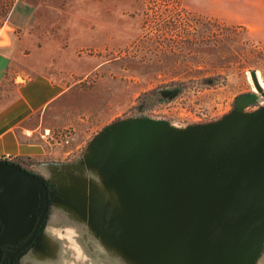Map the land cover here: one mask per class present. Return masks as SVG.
<instances>
[{"label": "rangeland", "instance_id": "374dc122", "mask_svg": "<svg viewBox=\"0 0 264 264\" xmlns=\"http://www.w3.org/2000/svg\"><path fill=\"white\" fill-rule=\"evenodd\" d=\"M16 1L10 73L73 91L41 164L13 159L48 198L14 264H264V0Z\"/></svg>", "mask_w": 264, "mask_h": 264}, {"label": "crops", "instance_id": "0c3cea01", "mask_svg": "<svg viewBox=\"0 0 264 264\" xmlns=\"http://www.w3.org/2000/svg\"><path fill=\"white\" fill-rule=\"evenodd\" d=\"M30 12L29 6L16 1L3 28L22 29ZM10 48L9 44H0V159H17L31 167L41 164L47 153V136L52 128L66 121L68 114L57 115L73 88L44 72H33L17 81L18 73L9 70L13 62Z\"/></svg>", "mask_w": 264, "mask_h": 264}, {"label": "water", "instance_id": "95a60500", "mask_svg": "<svg viewBox=\"0 0 264 264\" xmlns=\"http://www.w3.org/2000/svg\"><path fill=\"white\" fill-rule=\"evenodd\" d=\"M40 194L39 205L35 206L36 197ZM47 206V191L37 174L12 162L0 160V219L3 224L0 243H13L26 230V223H29V228L32 227L26 242L29 241L41 224ZM33 210L37 213L35 223L30 222L33 217L29 216ZM17 252L8 254V264H11V257Z\"/></svg>", "mask_w": 264, "mask_h": 264}, {"label": "flooded vegetation", "instance_id": "af4514ba", "mask_svg": "<svg viewBox=\"0 0 264 264\" xmlns=\"http://www.w3.org/2000/svg\"><path fill=\"white\" fill-rule=\"evenodd\" d=\"M9 162H12V163H14V164H16V165H18V166H20V167H22V168H25L26 170H29V171H31V172H33L32 170H30V169H27L26 167H24V166H22V165H19L18 163H16V162H14L13 160H8ZM33 173H35V172H33ZM36 174V173H35ZM40 177V176H39ZM41 178V177H40ZM42 179V178H41ZM43 181V183H44V185H45V188H46V191H47V184L45 183V181L44 180H42ZM41 193H42V191H41ZM40 199H41V194L40 195H37V197H36V202H35V206H38L39 205V201H40ZM48 199V198H47ZM47 208H48V206H47ZM29 216L30 217H33V219L30 221V222H34L35 223V219L37 218V213H36V211L35 210H33L30 214H29ZM35 220V221H34ZM32 222V223H33ZM29 226V223L27 224L26 223V225H25V227H24V230H25V228L27 227V228H29L28 227ZM40 226V225H39ZM39 226H38V228H39ZM2 228H3V224H2V222H1V219H0V232L2 231ZM26 228V230L24 231V233H22L19 237H17V239L13 242V243H11V242H3V243H0V264H8L9 263V258H8V254L9 253H11V252H13V251H18L16 254H14L12 257H11V260H10V263L11 264H14V261H15V259L17 258V256L24 250V249H26L27 248V246H29L31 243H32V241H33V239H34V237H35V235H36V233H37V230H38V228H37V230L35 231V233H34V235H33V237L29 240V241H27L26 242V240H27V238L29 237V235H30V233H31V230H32V227L31 228H29V230Z\"/></svg>", "mask_w": 264, "mask_h": 264}, {"label": "trees", "instance_id": "16d2710c", "mask_svg": "<svg viewBox=\"0 0 264 264\" xmlns=\"http://www.w3.org/2000/svg\"><path fill=\"white\" fill-rule=\"evenodd\" d=\"M13 2V0H0V17L5 18V16L8 13L9 10V6L10 4ZM217 79H215V77H203L198 83L197 85L194 86V90L199 91L203 88H214L215 86H219L222 85V81H218ZM217 83V84H216ZM183 91V89H182ZM181 88L175 84H171V85H167L164 86L163 88H161L157 93L155 98H163V97H168L170 95H172L173 97H175V95H179L181 94ZM139 102L144 101V106H146V104H151L152 100L149 99V97H145L144 98H139L138 99ZM138 106V105H137ZM225 114H222V116H224ZM164 120L167 121H171L170 118H167L166 116H164Z\"/></svg>", "mask_w": 264, "mask_h": 264}, {"label": "built area", "instance_id": "2783aa9c", "mask_svg": "<svg viewBox=\"0 0 264 264\" xmlns=\"http://www.w3.org/2000/svg\"><path fill=\"white\" fill-rule=\"evenodd\" d=\"M0 160H3V159H0ZM8 160H10V158L9 159H5V161H8Z\"/></svg>", "mask_w": 264, "mask_h": 264}]
</instances>
